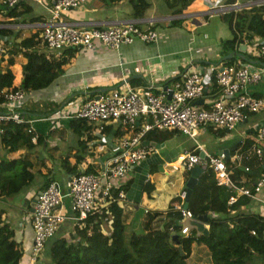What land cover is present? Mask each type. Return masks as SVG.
I'll use <instances>...</instances> for the list:
<instances>
[{
	"label": "crops",
	"instance_id": "crops-1",
	"mask_svg": "<svg viewBox=\"0 0 264 264\" xmlns=\"http://www.w3.org/2000/svg\"><path fill=\"white\" fill-rule=\"evenodd\" d=\"M52 1H24L17 6V16L15 17H7L0 13V39L7 38L4 44V53L0 55V70L11 69L14 75L13 85L15 87L20 86L22 81L21 65L25 61L24 52L37 50L44 52L47 57L58 58L64 50L75 49V54L64 73L54 80L49 87L27 93L29 97L27 101L31 103H37L39 100L61 102L60 112L56 113L55 109L54 113L48 116L29 117V120H36L29 126L31 127L30 132L33 133L32 138L36 136L35 140L31 138L34 145L33 149L7 154L8 158L18 157L20 154H29V159L33 163V167L30 169L33 175L31 182L19 192L9 197L0 198V229L4 230L7 226L11 227L14 231V240L18 243L23 244L27 238H30L28 243L22 245V253H25L24 249L28 250L31 247L32 235L29 236L26 229L28 225L32 227L30 204L36 197L37 192L51 179L58 180L63 184L72 175L80 171L102 172L109 160L118 152L121 138L132 135V131L128 126L126 127L114 121L99 124L87 123L82 120V125H79L76 122L71 123V121L81 119L64 117L50 119L51 115H59L62 110L66 113L71 112L78 104L79 99L95 98L101 93L122 90L126 87L133 91L142 92L148 90V86L152 83V91L157 95H162L166 88L172 89L175 86L176 81L181 78L183 72L201 67L220 68L225 65L223 64L224 59H232L231 64L236 65L249 61L259 66L256 62H260L257 50L254 51L252 48V44L255 42L254 39L247 42L246 39L244 40L241 44L245 46L244 52H240L239 47H237L234 51H227V55L223 57L225 53H222L221 42L231 39L232 35L222 16L210 8L227 7L225 12L236 10L232 7L241 6L239 0H194L180 15L173 14V9L168 6L167 0H144L149 4V7L139 17L134 16L132 5L128 0H119L117 3L108 5L101 0H79L77 8L69 10L63 15L65 21L86 29L135 21L142 29L150 27L155 29L157 39L155 42L148 43L135 41L132 44L121 45L117 49L97 45L87 50L67 47L57 52L47 48L40 38V29L51 15ZM4 7L0 1V9H4ZM26 8L31 11H25ZM174 19H182L180 26H171V21ZM35 34H38V39H35L36 43L22 44V40ZM231 53H234V55L231 58H226ZM5 90L7 89H2V91ZM245 92L252 96L257 94L258 97L264 98V79L257 84L249 85ZM217 94V90L207 93L198 100L199 102H196L197 106H204V103L209 102ZM167 96L168 93L166 98ZM31 97L34 99H30ZM28 104L25 102L22 113L28 111ZM261 121H264L263 111L256 114H247L234 130L224 131V134L218 136L222 145L216 147V152H210L206 149L205 140H196V142L202 145L203 150L210 154L218 155L219 151L229 149L228 159L232 161V156L237 151L245 152L250 148L251 145L245 149H240L245 139L252 142L254 135L252 128ZM142 124L143 121H137L135 127L139 129ZM4 127L5 125L3 129ZM207 129L209 131L213 130V128ZM174 132L175 134L172 137L183 136L181 138L184 139V143L180 144L176 151L178 154L175 159H171V154L161 152L164 142L169 141L171 137L161 143L158 153L149 155L128 170L123 177L114 181L111 199L98 212L104 215L100 224L103 233L109 234L112 230L113 216L107 210V207L114 201H117L124 214L127 215L125 237L128 239L132 233L140 232L141 212H163L169 206L176 209V203L179 201L178 194L182 190L184 180L188 177L186 178L184 175L180 177L178 190L176 191L168 189L169 184L166 182L169 181L168 179L165 181L166 177L157 186L151 180L152 171L163 169L165 174L178 171L181 166L178 165L179 167L175 169L172 164L177 163L176 159L179 154L196 146V142L193 140L188 141L190 137L178 131ZM38 137L42 138L40 144H36ZM144 137L142 143L146 141ZM181 138L178 141H181ZM158 145L155 144L156 147ZM142 146L151 145L148 142L147 145L142 144ZM7 157L0 142V159ZM251 161V164L247 163ZM261 164L264 165V161ZM259 165L254 156L244 159L240 163V166L248 168V170L245 167L242 168L246 172H250L251 169ZM235 167H238V165L234 162L233 167H231V174ZM184 171L189 173L191 170L184 168ZM260 173L264 172H259L258 175ZM253 174H256V170L253 171ZM10 179H12L11 172H3L0 168V180ZM246 180L247 178L242 177L241 183H245ZM256 180L257 178L251 181L249 187H240L233 180L235 187H229V189L237 194L242 188L251 189ZM147 182L153 184L150 192L144 190ZM176 197L178 200L173 201ZM261 199H264V187L255 199H250L249 204L241 206L240 212L262 216L259 203ZM69 209V198H66L62 211L71 216ZM232 214L233 212L230 213V215ZM212 215L215 216L213 213ZM27 223L29 224L27 225ZM66 226L63 225L60 228L61 234L63 233L62 228H66ZM205 227L208 229L206 223ZM179 231L178 229V232H174V234H179ZM193 235L194 233H190L188 236ZM47 255L48 246L46 244L36 264H51ZM186 262V264H226V259L220 253L209 252L203 241H196L191 245L190 256ZM239 264H264V262L261 261L259 256L252 255L250 259L241 260Z\"/></svg>",
	"mask_w": 264,
	"mask_h": 264
},
{
	"label": "built area",
	"instance_id": "built-area-1",
	"mask_svg": "<svg viewBox=\"0 0 264 264\" xmlns=\"http://www.w3.org/2000/svg\"><path fill=\"white\" fill-rule=\"evenodd\" d=\"M7 8H12L27 0H0ZM34 1V0H33ZM79 0H53L50 18L41 27V40L47 48L60 51L67 47L92 49L97 45H104L117 49L121 45L132 44L135 41L145 43L155 42L157 32L153 28L142 29L135 21L115 23L108 27L81 28L63 19V15L79 6ZM213 11H221L223 7H211ZM253 50L264 63V39L252 34ZM7 38L0 39V55L4 53ZM246 42L248 40H245ZM264 79V68L250 62L239 65H228L221 68L201 67L182 73L175 86L166 88L164 94L157 95L152 91V83L148 90L142 92L129 88L101 93L96 98L79 99L75 108L66 113L62 110L59 115H52L50 119L76 118L87 123L105 124L109 121L128 126L132 135L122 137L118 152L109 160L102 172L92 173L80 171L72 175L63 184L51 179L37 192V199L31 212V224L34 229L31 255L22 253L19 264H36L46 241L58 230L60 225L70 219L78 221L89 214L100 212L108 200L111 199L112 186L115 180L123 177L128 170L146 159L149 155L158 153L156 146H142L143 137L152 130H174L190 137L194 142L201 130L219 128L232 131L237 124L245 119L247 114L264 112V98L247 94L245 89ZM215 85V88H214ZM217 90L218 94L204 106H197L196 101L207 93ZM171 91L170 99L166 95ZM22 90H5L0 94V133L3 126L12 121L17 124L24 122L20 112L28 99ZM33 98V97H31ZM143 121L137 129V121ZM36 120H27L32 125ZM31 131V127L28 128ZM253 137L249 149L236 152L232 156L238 166L244 159L254 156L259 164L264 161V121L252 128ZM34 136L32 140H35ZM202 151V156L196 153ZM179 166L190 170L199 166L203 170L209 168L214 172L216 183L235 187L231 177V169L227 167L225 155L210 154L203 150L196 142L191 150L182 151L176 159ZM231 161V162H232ZM233 162V163H234ZM179 165V166H178ZM245 169L248 170L247 167ZM103 181V183H101ZM183 187V186H182ZM264 187V173H261L252 186V190L242 188L235 196L230 197L229 204L236 201L239 195L255 199ZM186 192L182 189L179 201L176 203L182 219L190 217L183 209ZM69 198V210L72 216L62 211L64 200ZM264 216V199L259 200ZM181 231V229H180ZM179 231V232H180ZM186 233V229L182 230Z\"/></svg>",
	"mask_w": 264,
	"mask_h": 264
},
{
	"label": "trees",
	"instance_id": "trees-1",
	"mask_svg": "<svg viewBox=\"0 0 264 264\" xmlns=\"http://www.w3.org/2000/svg\"><path fill=\"white\" fill-rule=\"evenodd\" d=\"M101 1L107 5L119 2V0ZM128 1L132 5L135 17L142 16L149 7L144 0ZM193 1L167 0L174 15L182 14ZM246 1H260V3L220 14L228 24L232 35L231 39L221 42L222 53H225L223 57L227 55V51H234L243 44L245 39L250 40L252 34L264 39V0ZM16 9L17 7L2 8L0 13L7 17H15L17 16ZM25 11L31 10L26 8ZM181 22L182 19H174L171 21V26H180ZM35 39H38V34L22 40V44H34ZM74 54L75 49L72 48L64 50L58 58L47 57L44 52L37 50L24 52L25 61L21 65L20 86L13 85L14 75L11 69L0 70V92L2 89H21L31 92L49 87L64 73ZM231 63L232 59L223 60L225 65H234ZM253 96L258 97L257 94ZM56 106L59 105L45 111L44 107L40 109L31 105V109L21 115L24 119L48 116L54 112ZM72 122L82 125L83 121L81 119ZM28 128L27 122L16 124L10 121L5 124L0 134V142L5 149L6 157L7 154L13 152L33 149L34 145L31 142L33 133L28 131ZM223 132V130L219 131L218 135H222ZM173 134H175L174 131L153 130L147 133L144 140L160 144L171 138ZM41 142L42 138L38 137L36 144ZM251 143V140L245 139L240 149L247 148ZM247 163L251 164L252 161ZM226 164L230 169L234 165L229 159L226 160ZM32 167L33 163L29 159V154L1 158V170L11 172L12 179L0 180V198L19 192L31 182L33 175L30 169ZM243 167L246 166L233 168L231 174L232 180L240 187H249L250 182L256 178L258 173L264 172L263 164L251 169L250 172L243 171ZM249 167L251 168V165ZM254 170H256L255 175ZM242 177L247 178L245 183H241ZM152 183L147 182L144 190L150 192L153 187ZM199 183L193 187L188 198L187 212L191 218L207 217L205 223L208 225V236L201 235L196 238L194 235L174 234L179 229L176 221L181 220L182 215L178 210L169 206L163 212L147 211L139 222L140 232L132 233L127 240L125 237L127 215L124 214L117 201H114L107 207L113 216L112 230L109 234L102 232L100 224L104 215L98 212L89 214L78 221L70 219L63 222L55 234L46 241L47 256L51 264H186L190 256L191 245L196 241H203L209 252L220 253L226 259V264H239L241 260L250 259L252 255L259 256L264 262V217L259 214L242 213L239 210L241 206L249 204L250 199L240 195L233 204H228L234 192L226 185H218L212 169L209 168L199 175ZM174 199L173 201L178 200L177 197ZM232 211L233 214L230 215ZM63 225L67 226L62 228L63 233L61 234L59 230ZM174 235L175 238H173ZM22 250L20 244L14 240V231L11 227L0 229V264H19Z\"/></svg>",
	"mask_w": 264,
	"mask_h": 264
},
{
	"label": "rangeland",
	"instance_id": "rangeland-1",
	"mask_svg": "<svg viewBox=\"0 0 264 264\" xmlns=\"http://www.w3.org/2000/svg\"><path fill=\"white\" fill-rule=\"evenodd\" d=\"M246 2H250V1H244V0H239V5H242V4H244V3H246ZM240 7V6H239ZM30 99H34V98H30ZM26 103L28 104V106H27V109L29 110V109H31V105H33L34 106V108H40V109H43V107L44 108H46L45 109V111L47 110V109H51V108H54L55 107V105H59L60 106V104H61V102H59V101H57V102H53V101H43V100H39L37 103H31L30 101H26ZM59 106H56V113L57 112H60L59 111ZM24 107H25V104H24ZM24 107H23V109H24ZM22 109V110H23ZM60 110H61V108H60ZM54 113V112H53ZM52 116V115H51ZM222 129H219V128H215V129H213L212 131H209L208 129H206V130H201L200 131V134L198 135V137L196 138V140H199V141H206V149L208 150V151H210V152H216L217 151V149H216V147L217 146H221L222 144L219 142L220 141V138H218V133H219V131H221ZM223 131H225V130H223ZM225 132H223V134H224ZM181 137H183V136H180V137H178V136H174V137H172L171 139H169V141H167L166 143L164 142V146L162 147V153L163 154H171L172 156H171V159L173 158V159H175L176 158V156H177V149H178V147L180 146V144H182V143H184V139L183 138H181ZM180 138H181V141H178V140H180ZM190 139V138H189ZM188 139V141H192V139H190L189 140ZM161 147V143L158 145V148H160ZM168 160V159H167ZM152 173V175H151V180H152V182L157 186L158 184H160V183H162V181L161 180H165L164 179V177H166V180L165 181H167V179H168V181L169 182H166L167 184H169V187H168V189H170V190H173V191H176V190H178V186H179V179H180V177L182 176V175H184L186 178L189 176V174L187 173V172H185L184 171V168L181 166L180 167V169L178 170V171H175V172H170L169 174H165V171H163V169H159L158 171H152L151 172ZM145 181V180H144ZM144 181H143V183H144ZM161 181V182H160ZM174 181H175V183H174ZM143 183H142V185H143ZM151 212H154V211H151ZM158 212H161V211H158ZM145 213H143V212H141V218H142V216L144 215ZM29 223H27V225H28ZM27 230H28V234H29V236H31L32 235V238H33V235H34V229H33V227H31V226H27V229H26V232H27ZM139 231H140V227H139ZM127 238V237H126ZM30 238H27L25 241H24V243L22 244V243H20L19 242V244H20V246L22 247V245H25V243H28L30 240H29ZM127 240H128V238H127ZM31 246H32V241H31ZM23 249V248H22ZM24 252L27 254V255H31V247H30V249H28V250H26V249H24ZM43 252V251H42ZM42 254V253H41ZM40 257H41V255H40ZM39 257V258H40ZM22 263L24 264L25 263V261L23 260L22 261Z\"/></svg>",
	"mask_w": 264,
	"mask_h": 264
},
{
	"label": "water",
	"instance_id": "water-1",
	"mask_svg": "<svg viewBox=\"0 0 264 264\" xmlns=\"http://www.w3.org/2000/svg\"><path fill=\"white\" fill-rule=\"evenodd\" d=\"M260 3V1H251V2H247L244 5H241L240 7H250L252 5L258 4ZM235 9H239L237 7H232ZM239 51L240 52H244L245 51V46L244 45H240L239 46ZM234 55V53H231L228 55V57L226 58H231ZM241 57V56H240ZM257 65L261 66L264 68V64L257 61L256 62ZM171 96V91L168 92V96L167 98L170 99ZM98 96H96L97 98ZM199 102V101H196ZM143 145H147L148 142L144 141L142 143ZM151 146H155V143H150ZM229 149L223 150V151H219L218 154L223 153L225 155V159H228V155H229ZM201 156L203 155L202 153L200 154ZM264 167V165H263ZM244 170V169H243ZM203 169L199 166H194L191 171L190 174L188 176V178L186 179L182 189L185 190L186 195H185V202L183 204V209L187 210V205H188V198L192 192L193 187L196 184H200L198 181L199 175L202 173ZM103 183V181L101 182ZM36 199L37 196L32 200L30 207H31V212L34 209L35 203H36ZM207 217L206 216H200L198 218H190V217H185L182 220H177L176 221V226L179 227L181 229L180 231V235L181 236H186V233H183L182 230L186 229L187 233H194V237L198 238L201 235L202 236H208V229L205 227V221H206ZM173 238H175V235L173 236ZM179 251L181 252V249L179 248Z\"/></svg>",
	"mask_w": 264,
	"mask_h": 264
},
{
	"label": "clouds",
	"instance_id": "clouds-1",
	"mask_svg": "<svg viewBox=\"0 0 264 264\" xmlns=\"http://www.w3.org/2000/svg\"><path fill=\"white\" fill-rule=\"evenodd\" d=\"M250 2H251V1H250ZM17 6H18V5H17ZM17 6H15V7H17ZM252 6H253V5H252ZM4 8H5V9H11V8H7V7H4ZM12 8H13V7H12ZM226 8H227V7H223V10H221V11H215V12H218L219 14L224 13ZM237 8L240 9L241 7H237ZM242 8H244V7H242ZM210 9H211V8H210ZM236 10H237V9H236ZM226 12H227V11H226ZM137 25H138V24H137ZM40 30H41V29H40ZM40 38H41V35H40ZM41 41H42V40H41ZM248 41H249V40H248ZM258 56H259V55H258ZM259 58H260V57H259ZM260 59H261V58H260ZM247 62H249V61H247ZM260 62L263 63L262 60H260ZM250 63H251V62H250ZM252 64H253V63H252ZM263 64H264V63H263ZM253 65H254V64H253ZM225 66H228V65H225ZM255 66H256V65H255ZM222 67H223V66H222ZM260 67H261V66H260ZM220 68H221V67H220ZM7 90H8V89H7ZM11 90H12V89H11ZM18 90H21V89H18ZM22 91H23V90H22ZM1 92H2V91H1ZM1 92H0V94H1ZM24 92H25V91H24ZM26 93H28V92H26ZM262 98H263V97H262ZM23 107H24V106H23ZM22 109H23V108H22ZM21 113H22V110H21L20 114H21ZM21 116H22V115H21ZM22 118H23V117H22ZM23 119H24V118H23ZM27 120H28V119H24V122H27ZM11 122H12V121H11ZM24 122H23V123H24ZM16 124H17V123H16ZM195 152L198 153V154H200L202 151L198 149V150L195 151ZM225 160H227V159H225ZM193 167H194V166H193ZM193 167H192V168H193ZM192 168H191V169H192ZM191 169H190V170H191ZM203 171H204V170H203ZM213 173H214V172H213ZM260 174H261V173H260ZM260 174H259L258 176H260ZM258 176H257L256 178H258ZM214 177H215V176H214ZM215 180H216V179H215ZM183 185H184V184H183ZM252 186H253V185H252ZM227 187H228V186H227ZM228 188H229V187H228ZM251 190H252V187H251ZM184 191H185V190H184ZM235 195H236V194H234L233 196H235ZM239 196H240V195H239ZM239 196H238V197H239ZM238 197H237V198H238ZM229 199H230V198H229ZM236 200H237V199H236ZM228 201H229V200H228ZM184 202H185V201H184ZM228 204H229V202H228ZM232 204H233V203H232ZM232 212H233V211H232ZM181 220H182V219H181ZM179 230H180V228H179ZM179 234H180V232H179ZM189 234H190V233H189Z\"/></svg>",
	"mask_w": 264,
	"mask_h": 264
}]
</instances>
